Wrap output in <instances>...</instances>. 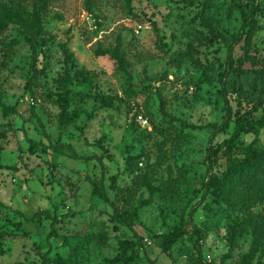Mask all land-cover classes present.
I'll list each match as a JSON object with an SVG mask.
<instances>
[{
  "label": "rangeland",
  "instance_id": "obj_1",
  "mask_svg": "<svg viewBox=\"0 0 264 264\" xmlns=\"http://www.w3.org/2000/svg\"><path fill=\"white\" fill-rule=\"evenodd\" d=\"M228 1L134 0L130 4L129 0H94L89 11L86 0H57L47 15L50 39L38 48L46 75L35 85L34 95L26 87L33 74L30 45L14 26L0 37V164L8 166L0 168V237L6 250L0 264H43V254L48 250L53 258L67 257L73 251L75 264H119V242L133 237V232L125 227L116 229L111 208L95 193L94 183L103 179L114 198L112 175L120 174L119 186H129L136 173L142 172H148L156 183L169 176L181 180L179 190L156 196L141 209L135 228L145 238L149 257L156 264H192L188 256L193 248L190 238L186 236L174 247V261L162 252L156 235L174 228L188 202L199 200L195 190L208 176L207 148L229 136L219 132L212 140L214 131L208 127L223 121L226 104L221 80L228 53L226 42L243 23L239 11H229ZM259 1L253 47L264 56V0ZM202 16L225 35L226 41H210V30ZM119 36L137 95L125 92L127 76L117 71L114 59L96 52L99 47H114ZM13 39L18 41L10 45ZM66 42L76 58L73 72L83 68L96 74L92 81L72 85L78 96L72 110L79 111L80 117L61 127L55 100L60 92L57 80L65 70L62 45ZM243 52L240 43L236 57ZM245 67L250 69V63ZM226 78L233 109L239 108L241 116L255 110V116L261 117L258 92L252 93L250 100L244 98L241 106L236 100L235 89L239 84L248 88L253 74L240 77L231 72ZM161 98L177 127L181 125L179 119L190 125L185 133L170 126L165 137L154 128L161 119ZM253 137V133L242 134L239 142H250ZM28 138L46 143L61 139L72 143L78 154L101 155L103 163L95 157L76 158L69 150L32 154ZM96 141L104 146L93 144ZM137 156L140 158L130 160ZM223 163L222 158L220 165L213 164L214 170L221 172ZM143 189L147 198L145 186L140 192ZM46 210L58 215L57 236L51 239L52 218L38 214ZM255 211L264 213V203ZM208 218L205 209L199 207L196 223L202 228L211 225L203 242L208 262L237 264L244 255L255 252L254 264H264V241L254 245L250 232L232 246L230 227L235 216L211 224ZM151 260L143 258L138 264H153Z\"/></svg>",
  "mask_w": 264,
  "mask_h": 264
},
{
  "label": "trees",
  "instance_id": "obj_2",
  "mask_svg": "<svg viewBox=\"0 0 264 264\" xmlns=\"http://www.w3.org/2000/svg\"><path fill=\"white\" fill-rule=\"evenodd\" d=\"M57 0H0V37L7 34L11 28L17 27L25 41L30 45L33 52V74L27 82V89L32 95L35 94L34 87L39 84L40 78L46 75L45 66L41 65V50L49 38L47 28V15L52 4ZM94 0H86L88 10L91 11V5ZM134 0H129L131 4ZM211 2V0H206ZM229 11H239L242 16L243 23L240 30L233 34L231 39L226 42L228 53L224 67V78L221 80L223 89L222 95L225 97V114L221 123L214 122L208 127L213 128V136L219 132L228 133L222 142L207 148L206 159L208 160V176L203 186L195 190L196 197L199 200L192 204V200L188 202L187 210L182 216L181 221L171 230L156 235L158 246L162 252L166 253L175 261L173 249L186 236L193 242V248L188 250V256L192 264H213L208 262L203 254V242L207 239L211 225L207 224L204 228L196 223L195 213L202 207L205 209L210 220L215 221L220 218H228L235 216V222L230 227V242L235 246L240 236L251 233L253 243L257 245L264 241V213H258L255 208L264 203V56L258 55L253 47V38L258 26V13L261 10V2L259 0H229L227 2ZM202 21L210 30V41L221 39L225 40V35L218 32L204 16ZM207 20V21H206ZM16 39L11 41L10 45L16 44ZM226 41V40H225ZM243 43L244 52L240 57H236V47ZM64 52L65 70L58 77V85L60 92L58 93L55 103L59 108L58 123L61 127H66L74 123L80 113L72 110L77 99V93L73 90L72 85L79 82L92 81L96 73L86 72L80 69L73 72L76 67L75 54L68 43L62 45ZM258 51V48L257 50ZM98 55H109L116 63L117 71H121L127 76V88L125 92L130 95H137L136 90L132 87L133 75L130 65L126 59V53L123 49V41L119 36L116 45L110 48L99 47L96 50ZM175 57L171 59L170 65L174 64ZM250 63L251 68L247 69L245 65ZM237 73L240 77L247 73L253 74V79L249 82L248 88L243 84L235 89L237 94L236 100L238 105H243V99L250 100V95L258 92V105L262 108L261 117L257 118L254 114L255 110L245 112L243 118L239 108L233 109L227 94V76L231 73ZM77 73V74H76ZM114 101V96H110ZM251 103V102H250ZM253 104V103H252ZM165 101L161 98L159 109L161 119L154 124V128L160 134L167 137V130L170 126L175 127L179 133H185V128L190 127L184 119H179L181 125L178 127L169 117L165 108ZM40 121L39 116L33 110ZM238 117L235 118V116ZM193 128L201 126H192ZM233 127V131L229 129ZM253 133L254 137L250 142L240 143L239 138L242 134ZM83 135V133H82ZM89 144V142L87 140ZM29 148L32 154H47L52 150L70 154L76 158L91 159L98 158L102 161L101 155L84 156L78 154L72 143H64L59 139L56 143H46L43 140L28 138ZM93 144L103 147L101 141ZM108 155L110 151L105 150ZM23 158V154L20 156ZM140 157H130V160H137ZM224 159V169L221 172L214 170L213 164H219L220 159ZM0 168H8L0 164ZM120 174L111 176L110 189L115 191L114 198L111 197L108 187L103 179L99 183H94V191L103 201L111 208L112 221L115 223L116 229L125 227L133 232V237H125L120 240V255L116 262L119 264H138L143 258H151L148 255V246L142 236L135 228L141 214V209L155 201L156 196H169L180 189L181 180L175 176L162 178L159 183L152 181L149 173H136L133 177L132 184L129 186H119L118 178ZM148 191L149 196L144 197V189ZM125 201V202H124ZM125 204V207L123 205ZM48 214L52 218L51 232L48 238L57 236L58 215L51 214L50 210L38 212V214ZM208 218V221H209ZM237 218H242L238 220ZM218 225V224H217ZM6 253L4 243L0 237V257ZM48 250L43 254V264H75L73 260V251L67 257L58 255L53 258ZM256 258L255 252L244 255L237 264H254ZM156 264L155 260H151ZM263 264V263H260Z\"/></svg>",
  "mask_w": 264,
  "mask_h": 264
}]
</instances>
